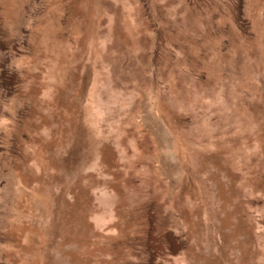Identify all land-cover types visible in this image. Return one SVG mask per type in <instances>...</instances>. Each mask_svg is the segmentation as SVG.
<instances>
[{
	"label": "rangeland",
	"instance_id": "374dc122",
	"mask_svg": "<svg viewBox=\"0 0 264 264\" xmlns=\"http://www.w3.org/2000/svg\"><path fill=\"white\" fill-rule=\"evenodd\" d=\"M0 264H264V0H0Z\"/></svg>",
	"mask_w": 264,
	"mask_h": 264
}]
</instances>
